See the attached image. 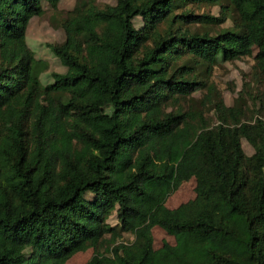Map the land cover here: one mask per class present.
I'll use <instances>...</instances> for the list:
<instances>
[{
    "label": "trees",
    "instance_id": "1",
    "mask_svg": "<svg viewBox=\"0 0 264 264\" xmlns=\"http://www.w3.org/2000/svg\"><path fill=\"white\" fill-rule=\"evenodd\" d=\"M60 1L0 0V264H65L88 248L86 264H264V120L242 122L222 99L213 126L166 109L204 86L186 76L194 64L254 47L264 78V0H233L234 28L214 35L181 30L224 21L179 11L188 0H75L47 44L65 71L43 83L26 31ZM191 178L194 198L169 208ZM155 226L174 244L155 248Z\"/></svg>",
    "mask_w": 264,
    "mask_h": 264
},
{
    "label": "rangeland",
    "instance_id": "2",
    "mask_svg": "<svg viewBox=\"0 0 264 264\" xmlns=\"http://www.w3.org/2000/svg\"><path fill=\"white\" fill-rule=\"evenodd\" d=\"M84 1V0H80ZM97 5L114 4L115 0H95ZM75 5V0H61L59 10L61 12L53 13L44 2L43 7L47 10L41 17H34L26 31V42L34 51L37 58L47 61L48 68L41 73L40 79L43 83L50 82L52 79L50 73L53 71L63 72L65 67L60 60L53 55L48 43H59L63 40V31L60 28L59 20L63 11H67ZM233 0H222L217 4H208L195 0H188L179 9V11H192L195 14H210L213 16H224L221 23H192L181 24V30H187L189 33H208L216 34L222 29L234 28L237 15L234 11ZM135 27L142 25V18H134ZM256 49L251 47L250 52L239 59L232 61H217L216 64L207 67L205 64H194V71L189 72L186 76L195 77L202 81L204 86L195 91L191 96L176 99L169 102L166 109L180 110L192 107L201 111L205 121L213 126L217 123L214 115V106L218 100L222 99L225 105L238 110L239 118L242 122L253 123L257 119L264 120V78L256 67L255 59ZM185 60H178L174 67L183 65ZM190 65H193L190 62ZM242 147L247 155L254 151L253 147L245 138L241 139ZM195 179L182 182L175 186L174 190L166 199V205L169 208H175L179 204L194 198ZM110 224L117 223L115 214L107 219ZM153 245L155 248L160 247L164 242L174 244V238L168 235L163 229L155 226L151 229ZM132 235L122 234L119 241H130ZM93 249L88 248L85 251H79L73 254L65 264H86L92 256Z\"/></svg>",
    "mask_w": 264,
    "mask_h": 264
}]
</instances>
